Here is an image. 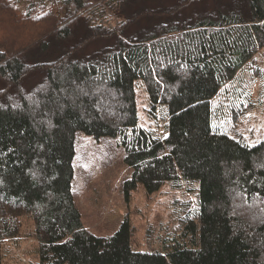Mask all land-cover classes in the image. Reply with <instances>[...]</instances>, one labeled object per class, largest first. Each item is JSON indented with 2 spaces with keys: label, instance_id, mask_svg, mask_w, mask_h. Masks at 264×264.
<instances>
[{
  "label": "trees",
  "instance_id": "obj_1",
  "mask_svg": "<svg viewBox=\"0 0 264 264\" xmlns=\"http://www.w3.org/2000/svg\"><path fill=\"white\" fill-rule=\"evenodd\" d=\"M259 53L264 0H0V264L25 216L39 264H264V139L228 135L211 110ZM78 133L119 137L126 198L168 181L194 194L162 250L132 249L128 218L108 236L84 226Z\"/></svg>",
  "mask_w": 264,
  "mask_h": 264
},
{
  "label": "rangeland",
  "instance_id": "obj_2",
  "mask_svg": "<svg viewBox=\"0 0 264 264\" xmlns=\"http://www.w3.org/2000/svg\"><path fill=\"white\" fill-rule=\"evenodd\" d=\"M39 76H29L23 83L24 88L31 89L34 82L40 80ZM3 86L0 82V89ZM135 100L138 124L153 126L150 105L140 81L135 83ZM211 110L213 125L228 135L251 146L264 139L262 53L244 64L232 81L219 90L211 100ZM124 157L125 149L119 144V137L95 139L84 133L76 135L72 192L82 222L95 235L108 236L128 218L132 227V249L160 251L165 239L179 228L186 202L193 206L195 196L185 184L168 181L152 193H147L143 185H138L126 198L122 182L130 177L131 169L124 163ZM32 225L31 217H23L18 235L2 243V264H39L37 242L31 236Z\"/></svg>",
  "mask_w": 264,
  "mask_h": 264
}]
</instances>
